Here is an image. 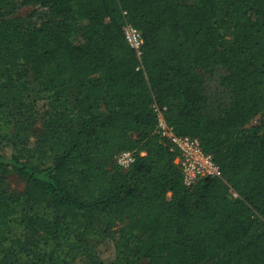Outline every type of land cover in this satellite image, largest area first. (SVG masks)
I'll return each instance as SVG.
<instances>
[{"label":"trees","instance_id":"obj_1","mask_svg":"<svg viewBox=\"0 0 264 264\" xmlns=\"http://www.w3.org/2000/svg\"><path fill=\"white\" fill-rule=\"evenodd\" d=\"M154 107L220 177L183 185ZM94 237L120 264H264V0H0V264H99Z\"/></svg>","mask_w":264,"mask_h":264},{"label":"built area","instance_id":"obj_2","mask_svg":"<svg viewBox=\"0 0 264 264\" xmlns=\"http://www.w3.org/2000/svg\"><path fill=\"white\" fill-rule=\"evenodd\" d=\"M123 35L126 44L139 56L143 45L141 32L131 24H126L123 28ZM154 111L158 117L156 131L176 151L174 164L186 188H191L204 178L221 176L220 168L214 161L213 156L202 149L196 138L176 135L164 120L159 108L154 107ZM143 155L144 152L136 150L120 151L115 155L113 164L122 171H128L134 165L138 156Z\"/></svg>","mask_w":264,"mask_h":264},{"label":"rangeland","instance_id":"obj_3","mask_svg":"<svg viewBox=\"0 0 264 264\" xmlns=\"http://www.w3.org/2000/svg\"><path fill=\"white\" fill-rule=\"evenodd\" d=\"M43 13V10L40 9L38 6H31V5H27V6H19V5H15V7L13 8V14L15 17L20 18V20L25 24L28 23L30 21H37L39 16H41ZM35 14V16H33ZM73 40L75 43H81L83 41L82 38V33H76V35H74ZM30 87V91L28 93V96L26 97V101L29 102L31 100H35L34 101V108L36 110V127L35 130L36 132H38V130L41 127V123H42V115L44 112V103L45 101L41 100V99H37L36 100V92L38 89V86L36 83L32 82L29 85ZM215 88H217L216 85H212L211 86V90L213 91ZM23 122H21L18 126H17V131L22 132L23 130ZM16 130V128L13 129V133ZM35 142V138H31L28 139L23 146L26 148L25 152H28L29 155H34V156H38L39 152L34 144ZM5 153L6 154H10V149L9 148H5ZM28 156V155H27ZM26 187V182L24 180H21L18 178V176L14 173L8 172L4 174V181L2 183V190L9 196L14 195V194H19L21 193ZM235 197V195L233 196ZM91 245L92 247L96 250L97 255H98V262L99 264H120L121 262H119L116 258H115V248L114 245L112 243L111 240L109 239H104V238H99V237H94L91 238ZM146 261L145 260H141L140 262H136L135 264H145Z\"/></svg>","mask_w":264,"mask_h":264}]
</instances>
